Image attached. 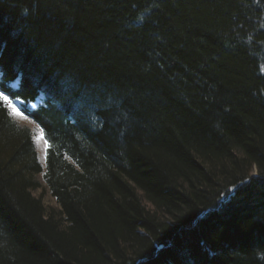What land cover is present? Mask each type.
Returning a JSON list of instances; mask_svg holds the SVG:
<instances>
[{"label":"trees","instance_id":"1","mask_svg":"<svg viewBox=\"0 0 264 264\" xmlns=\"http://www.w3.org/2000/svg\"><path fill=\"white\" fill-rule=\"evenodd\" d=\"M0 92V264H264V0H0Z\"/></svg>","mask_w":264,"mask_h":264},{"label":"rangeland","instance_id":"2","mask_svg":"<svg viewBox=\"0 0 264 264\" xmlns=\"http://www.w3.org/2000/svg\"><path fill=\"white\" fill-rule=\"evenodd\" d=\"M7 105L9 106L12 114L14 115V117L20 122V123H27L30 126H32L35 129V142H36V146H37V151L39 153V159L42 162V164L44 165V161H45V148H46V143H45V139L42 133V130L40 127L37 126V124H35V122L26 117L22 114V115H17L14 114L13 109H17L18 108V101L15 100H11L8 98V100L6 101ZM31 107L35 106L34 103L30 104ZM19 112L21 113V111L19 110Z\"/></svg>","mask_w":264,"mask_h":264},{"label":"snow or ice","instance_id":"3","mask_svg":"<svg viewBox=\"0 0 264 264\" xmlns=\"http://www.w3.org/2000/svg\"><path fill=\"white\" fill-rule=\"evenodd\" d=\"M0 99L7 101L8 100V97L5 96L3 92H0ZM13 111H14V114L22 115V113H20L18 109H15L14 108ZM45 143H46V146H47V141H45Z\"/></svg>","mask_w":264,"mask_h":264},{"label":"water","instance_id":"4","mask_svg":"<svg viewBox=\"0 0 264 264\" xmlns=\"http://www.w3.org/2000/svg\"><path fill=\"white\" fill-rule=\"evenodd\" d=\"M236 188H237V186L234 187V189H236ZM231 193H232V192H231Z\"/></svg>","mask_w":264,"mask_h":264}]
</instances>
